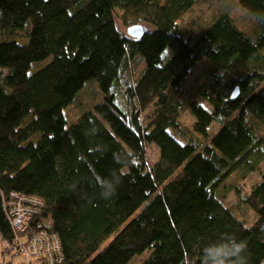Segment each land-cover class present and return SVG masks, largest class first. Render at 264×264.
<instances>
[{
	"label": "trees",
	"instance_id": "trees-1",
	"mask_svg": "<svg viewBox=\"0 0 264 264\" xmlns=\"http://www.w3.org/2000/svg\"><path fill=\"white\" fill-rule=\"evenodd\" d=\"M194 3L0 0L2 241L15 238L9 201L29 198L25 233L56 235L55 264H128L145 252L141 264H202L221 234L247 242L246 264H264V170L250 192L231 187L264 161V0H231L186 32ZM116 20L150 30L132 39ZM202 60L211 70L185 104L186 132L182 83ZM88 81L102 101L67 123L63 109ZM113 170L121 183L103 199L98 185Z\"/></svg>",
	"mask_w": 264,
	"mask_h": 264
},
{
	"label": "rangeland",
	"instance_id": "rangeland-1",
	"mask_svg": "<svg viewBox=\"0 0 264 264\" xmlns=\"http://www.w3.org/2000/svg\"><path fill=\"white\" fill-rule=\"evenodd\" d=\"M231 0H195L196 5L189 11V14L183 18L181 21V27L186 32H199L201 28H203L210 20V17L213 15L218 14L219 11L224 10V7L227 3H230ZM235 3H238V0H234ZM194 3V4H195ZM228 11V6L225 7ZM129 25L123 24L121 21L116 20V27L119 32L126 34V29ZM146 28V31L150 30V28L143 23H141ZM195 34V33H194ZM0 41H3V38H0ZM50 58H47L43 61L37 62L33 64L31 72L37 71L43 68L48 62ZM211 70L210 63L206 60H202L197 63V65L190 71L186 80L182 83V97L180 101L183 104V114H182V123L185 128V131H189V127L193 123V117L190 115L188 110H186L185 104L190 99L191 95H198L199 86L203 81V76H206ZM87 83V84H86ZM84 84V87L81 88L74 98V103L68 105L63 109V113L66 117V122L68 123L69 120L76 118L83 109H93V107L102 101V93L95 81H88ZM196 101L200 102L201 104L206 105V103L201 99L200 96H197L195 99ZM118 101V98L117 100ZM94 104V105H93ZM92 106V107H91ZM91 107V108H90ZM146 156L149 160V163L152 165L158 160V149L154 144H148L145 148ZM264 170V161H262L258 166H256L252 171H247L244 174V179H241L236 184L234 181L232 184V188L238 189V193L240 195H244L250 192L251 187L254 186L259 181L261 176V172ZM234 192H227L226 198L224 199V203L229 207H237V204H233V201L237 198L232 194ZM238 209L234 210V213ZM241 216H243L244 220L248 223H251L255 216L251 211L247 208H241L239 212ZM112 237V236H111ZM108 240L103 242L100 246L102 248L107 244ZM13 249L12 246L0 239V264H4L5 262L11 261L12 264H19V259L12 253ZM2 255V256H1ZM147 258L146 252L143 254H139L135 256L128 264H141ZM3 261V262H2Z\"/></svg>",
	"mask_w": 264,
	"mask_h": 264
},
{
	"label": "built area",
	"instance_id": "built-area-1",
	"mask_svg": "<svg viewBox=\"0 0 264 264\" xmlns=\"http://www.w3.org/2000/svg\"><path fill=\"white\" fill-rule=\"evenodd\" d=\"M33 203L29 198H11L9 201V216L15 234L13 241L8 242L12 246V253L21 264L60 263L61 249L56 235L25 233L33 216V210L28 208V204Z\"/></svg>",
	"mask_w": 264,
	"mask_h": 264
},
{
	"label": "clouds",
	"instance_id": "clouds-1",
	"mask_svg": "<svg viewBox=\"0 0 264 264\" xmlns=\"http://www.w3.org/2000/svg\"><path fill=\"white\" fill-rule=\"evenodd\" d=\"M95 131V130H94ZM117 164L126 162V155H114ZM100 196L108 199L116 194L117 188L121 183L120 175L116 170L109 176H102ZM248 246L244 240H238L229 234H221L215 241L208 243L202 249V264H246Z\"/></svg>",
	"mask_w": 264,
	"mask_h": 264
},
{
	"label": "water",
	"instance_id": "water-1",
	"mask_svg": "<svg viewBox=\"0 0 264 264\" xmlns=\"http://www.w3.org/2000/svg\"><path fill=\"white\" fill-rule=\"evenodd\" d=\"M146 32V29L141 25H132L126 29V35L132 39H140ZM237 96V91L233 93V97Z\"/></svg>",
	"mask_w": 264,
	"mask_h": 264
}]
</instances>
